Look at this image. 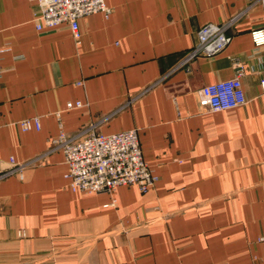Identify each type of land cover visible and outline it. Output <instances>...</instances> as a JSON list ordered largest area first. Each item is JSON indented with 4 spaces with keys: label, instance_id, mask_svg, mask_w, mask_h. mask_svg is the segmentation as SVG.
Segmentation results:
<instances>
[{
    "label": "crops",
    "instance_id": "1",
    "mask_svg": "<svg viewBox=\"0 0 264 264\" xmlns=\"http://www.w3.org/2000/svg\"><path fill=\"white\" fill-rule=\"evenodd\" d=\"M78 22L37 31L33 0H0V169L31 159L60 131L102 120L101 133L137 132L158 177L140 193L71 191L60 151L0 182V264H264V28L257 4L217 55L199 56L146 93L197 43L250 0H103ZM238 58L246 103L208 112L197 91L231 79ZM81 107L66 109L67 103ZM37 117L22 131L18 121Z\"/></svg>",
    "mask_w": 264,
    "mask_h": 264
},
{
    "label": "built area",
    "instance_id": "2",
    "mask_svg": "<svg viewBox=\"0 0 264 264\" xmlns=\"http://www.w3.org/2000/svg\"><path fill=\"white\" fill-rule=\"evenodd\" d=\"M37 11L34 25L37 31L66 25L73 39L78 42L80 32L78 22L81 18L93 14L108 17L111 9L103 0H33ZM257 4L264 5V0H250L245 11H239L221 24L207 23L197 33V43L170 71L140 91L133 99L161 83L172 72L178 69L189 71L191 63L199 56H215L229 43V32L245 15L246 11ZM249 37L255 53L264 47V28L250 31ZM235 69L231 79L202 86L197 91L198 105L208 111L217 112L240 107L246 103L241 77L242 66L238 58L230 59ZM2 73L0 67V74ZM81 103H67L66 109L81 107ZM103 120V119H102ZM102 120L82 126L72 133L60 131L50 140V147L44 153L24 161L10 158L7 167L0 169V182L7 177L24 179L27 172L42 165L49 153L60 151L66 166L65 178L73 192L85 194L106 193L113 195L118 187L134 186L140 193L151 190L158 177L144 162L137 132L127 130L105 135L100 132ZM22 131L32 128L38 130L39 119L32 117L17 122ZM264 243V235L259 237Z\"/></svg>",
    "mask_w": 264,
    "mask_h": 264
}]
</instances>
